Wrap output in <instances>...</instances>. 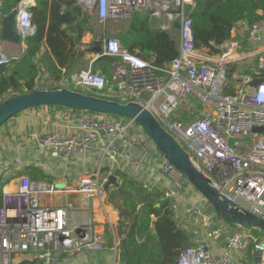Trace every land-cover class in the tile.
<instances>
[{"label":"built area","instance_id":"1","mask_svg":"<svg viewBox=\"0 0 264 264\" xmlns=\"http://www.w3.org/2000/svg\"><path fill=\"white\" fill-rule=\"evenodd\" d=\"M77 1L85 9H95L102 22L129 20L136 12L150 11L164 20L159 28L173 32L176 30L174 22L179 20L180 53L168 66L160 67L152 60L130 53L118 38L104 37L99 56L118 58L112 67V78L93 68L94 58L89 67L60 82V88L94 91L104 98L139 103L175 137L196 168L221 194L236 207L264 219V130H256L264 126V20L252 25L241 22L239 25L246 31L244 40L231 37L219 46L218 54H211L195 44L190 14L196 0ZM32 6L29 0L18 4L17 27L23 47L36 33ZM0 55V65L18 58ZM247 69L255 75L246 72ZM258 79L260 81L256 82ZM114 85L117 91L113 90ZM35 88L48 89L44 85ZM67 109L68 120L80 131L65 136L47 132L38 138L41 148L64 159L85 153L102 140H107V148L114 154L131 144L141 148L146 156L157 148L145 132L135 135L132 130L135 119ZM143 161L134 156L130 158L136 168L142 167ZM162 161V172L170 182L164 195L172 200L177 214L179 198L186 199V191L196 189L165 155ZM107 181L108 176L100 170L85 174L79 179L78 190L88 200L102 199L104 210ZM58 190L21 175L17 189L4 191L0 206V264H15L16 256L26 252L36 255L37 264H63L87 251L105 248L90 224L72 221L68 206L42 202L44 195ZM205 201L210 206L206 198ZM205 201L191 202L188 212L200 221L208 238L222 237L224 251L217 255L209 248L207 240L201 241L183 251L179 264H252L246 256L252 249L256 260L257 251L264 252L261 235L249 227H245V231H233L230 222L209 212ZM10 210H24L25 214H10ZM255 264H264V254Z\"/></svg>","mask_w":264,"mask_h":264},{"label":"crops","instance_id":"2","mask_svg":"<svg viewBox=\"0 0 264 264\" xmlns=\"http://www.w3.org/2000/svg\"><path fill=\"white\" fill-rule=\"evenodd\" d=\"M29 1L33 5L36 4V0ZM157 19L154 24L159 27L164 20ZM159 20H162V22H159ZM125 21H100L104 25L103 28L94 23V29L85 32L81 44L76 48V52H81L83 55L77 57L72 67L61 68L63 73L62 81L70 79L71 75L80 69L89 67L94 58L96 59L93 61V68L104 73L100 68L104 64L96 65V61L103 57L99 56L102 50L98 51L95 48L99 46L95 43L98 42L96 39L100 38V41H102L104 37H116L120 40L118 33L124 30ZM176 30L172 32L175 35H177ZM245 35L246 31L240 25H237L232 33V37L240 41L244 40ZM94 39L95 41L91 42V46H88L87 42ZM262 47H264V44H262ZM46 48L47 46L44 44L40 55L43 54ZM0 49L5 55H10L8 58L19 55L21 51V55L24 53L23 45L19 46L1 40ZM42 69V82L46 84L44 85L46 88L49 87L50 89L54 86L55 81L50 78L51 75L49 73L45 72L44 67ZM111 72L109 74L105 73L108 79L112 78ZM68 111L66 107L60 106L34 107L17 114L0 128V189L3 190V193L5 190L17 189L21 175H26L35 181L53 185L59 190L52 193V195H44L42 202L48 205L68 206L71 209L72 221L79 224H90L89 227L97 239L104 242L105 248L103 250L87 251L83 255H79L63 264H124L125 262L120 255V247L123 244L122 239L128 234L127 232H129L132 225L130 226V220H124L118 204L124 203L123 200L127 198L122 196L124 189L130 191L132 194L131 199L138 201V195L134 188H131V185L133 187L139 186L143 192L150 196L158 192L165 194L164 192L170 186V182L162 172L164 154L159 149L153 148V151L146 156L145 152L135 144H131L118 154H114L111 150H108L107 140L97 142L85 153H75L70 159H64L49 149L41 148L38 144V138L44 133L57 132L65 136L80 131L74 123L68 120L66 115ZM131 156L142 158L144 160L142 167H134L130 162ZM98 170L108 176L105 186L107 194L103 198L104 210L100 202L102 199L94 197L88 200L78 190L80 177L85 174L92 175ZM112 174L116 175L117 184L110 182ZM124 184L125 188L123 189ZM190 192L192 194H188ZM199 196V192L197 193L193 189H190L189 192L186 191V199L179 198V210L177 214L174 211L175 217L178 218L182 228L188 232L193 244L207 240L209 248L217 255L221 254L224 251L222 237L218 239L208 238L206 229L200 221L188 212L191 202L205 201ZM148 198L157 200L156 206L160 205L161 200H165L163 195L160 196V199ZM2 202L3 196L0 206ZM204 203L207 202L205 201ZM144 205L143 202H139L137 212L144 213L145 210H142ZM207 206H209L208 203ZM152 217L154 220L156 219L154 214H152ZM127 225L128 227L130 226L128 229ZM232 230L241 232L246 229L235 225ZM24 259L30 260L26 264H37L36 255L32 252L17 255L15 261L18 263ZM246 259L249 263H256L252 252L247 254Z\"/></svg>","mask_w":264,"mask_h":264},{"label":"trees","instance_id":"3","mask_svg":"<svg viewBox=\"0 0 264 264\" xmlns=\"http://www.w3.org/2000/svg\"><path fill=\"white\" fill-rule=\"evenodd\" d=\"M21 1L3 0L0 11L8 14ZM31 11L36 33L26 40L22 56L0 65V104L9 97L37 90L35 87L40 86L43 72L39 64L43 65L45 72L56 83L50 89L60 88L63 79L61 68L72 67L77 57L83 55L76 52V48L81 44L85 32L94 29L93 17L77 0H36ZM190 15L193 19L196 47L218 54L221 51L219 46L232 37L233 29L241 22L246 21L252 25L264 20V0H196V6ZM151 16L150 11L136 12L128 26L129 30L121 31L118 37L130 53L152 60L157 66L166 67L180 53L179 31L176 30L175 35L156 27V19L153 20ZM95 43L102 45V41ZM44 44L47 48L40 55ZM117 59L115 56H103L96 61V65L104 64L100 68L109 74ZM246 72L255 75L250 69ZM258 81L260 79L256 80ZM43 85L46 84L43 82L41 86ZM85 92L96 95L94 91ZM122 188H125V184ZM131 188L136 191L138 201L131 199L130 191L124 189L122 196L127 198L123 200L124 203L118 204L124 220H131L130 226L137 218L134 235L121 244L122 260L136 262L139 248L143 256L141 264H179L183 251L193 243L175 217L172 200L165 198L156 206L157 200L148 197L160 199L162 195L165 197L164 194L158 192L150 196L139 186L131 185ZM139 202L148 206L147 215L145 212H137ZM152 214L155 215V220ZM152 226L155 233L139 242L138 237Z\"/></svg>","mask_w":264,"mask_h":264},{"label":"water","instance_id":"4","mask_svg":"<svg viewBox=\"0 0 264 264\" xmlns=\"http://www.w3.org/2000/svg\"><path fill=\"white\" fill-rule=\"evenodd\" d=\"M3 0H0V4ZM18 6L8 14L0 11V40L23 45L21 34L17 27ZM174 26L177 30L181 28V22L176 20ZM101 51L102 47H95ZM1 57V55H0ZM34 60H36L34 58ZM42 64L39 67L42 68ZM60 106L87 110L108 115L122 116L135 119L145 133L153 140L157 148L165 155L167 160L181 170L190 180L191 184L208 200L217 214L223 219L239 227H249L264 236V219L257 217L251 212L236 207L226 196L221 194L211 183V180L200 172L194 165L189 153L161 124L152 113L139 103L130 101L123 103L119 100L108 99L97 95L88 94L68 88L39 89L7 98L0 104V128L17 114L34 107ZM256 130H264V126ZM110 182L117 184L116 175L110 176ZM137 221L132 224L128 234L122 239L127 242L135 233ZM155 233L150 228L140 235L138 240L143 242L149 234ZM263 251H257L256 260H262ZM143 256L137 248L136 262H125L124 264H141ZM30 260L24 259L16 264H26Z\"/></svg>","mask_w":264,"mask_h":264},{"label":"rangeland","instance_id":"5","mask_svg":"<svg viewBox=\"0 0 264 264\" xmlns=\"http://www.w3.org/2000/svg\"><path fill=\"white\" fill-rule=\"evenodd\" d=\"M86 10L88 11V13L93 17V19H94V23H95V25H97V26H100L101 28H103V26L104 25H102V23L99 21V19H98V17H97V14H96V11H95V9H87L86 8ZM152 14V13H151ZM152 18H153V20L154 19H156V20H158L155 16H151ZM133 18V17H132ZM131 18V19H132ZM131 19H129V20H126L125 21V23L126 24H128V25H126V24H124L123 25V29L124 30H127L128 29V26H129V24H130V21H131ZM124 21V20H123ZM155 22V21H154ZM159 22H162V20H159ZM107 24V23H106ZM123 29H121V30H123ZM129 30V29H128ZM94 42L95 41V39L94 40H91L90 42H87L88 43V46H91V42ZM96 41H99V39H96ZM92 48H93V46H92ZM91 49V48H90ZM92 50V49H91ZM0 54H4V52L0 49ZM22 54V51L20 52V54L18 55H14V56H12V57H20V56H22L21 55ZM5 55V54H4ZM7 57H10V55H6ZM41 83H43L42 81H39V84H40V86H41ZM49 86V85H48ZM46 87V86H45ZM42 88V87H41ZM48 89H49V87H47ZM113 90L114 91H117L118 90V87L116 86V85H114V88H113ZM112 99H116L115 97H112ZM117 100V99H116ZM132 130L134 131V132H138V133H142V132H144V130H143V128L141 127V125L138 123V122H136L135 124H134V126L132 127ZM195 188V187H194ZM196 189V188H195ZM197 190V189H196ZM195 190V191H196ZM198 191V190H197ZM199 192V191H198ZM197 192V193H198ZM188 194H192L191 192L190 193H188ZM200 194V193H199ZM2 196H3V190L2 189H0V204H1V198H2ZM199 197H201L202 199H205V197H203L201 194H200V196ZM142 210H145V212H146V215L148 214V207L146 206V205H144L143 206V208H142ZM209 212L210 213H212V214H214V215H216V216H219L218 214H217V212H216V210L214 209V207L210 204V206H209ZM130 222H131V220H130ZM230 224L232 225V228L234 229V224H232L231 222H230ZM129 227H128V225H127V229H128ZM261 241L263 242L264 241V236H261ZM252 252V249H251V251H249V253H251ZM22 258V257H21Z\"/></svg>","mask_w":264,"mask_h":264},{"label":"bare ground","instance_id":"6","mask_svg":"<svg viewBox=\"0 0 264 264\" xmlns=\"http://www.w3.org/2000/svg\"><path fill=\"white\" fill-rule=\"evenodd\" d=\"M2 60V57H0V61ZM10 214L12 213H19L20 215H24L25 211L24 210H10L9 211Z\"/></svg>","mask_w":264,"mask_h":264}]
</instances>
